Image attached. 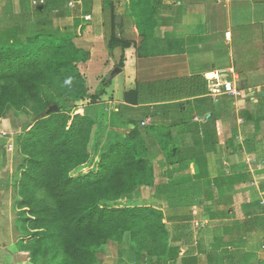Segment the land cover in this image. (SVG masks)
I'll list each match as a JSON object with an SVG mask.
<instances>
[{"label": "crops", "instance_id": "obj_1", "mask_svg": "<svg viewBox=\"0 0 264 264\" xmlns=\"http://www.w3.org/2000/svg\"><path fill=\"white\" fill-rule=\"evenodd\" d=\"M113 1L124 14L117 32L132 42L123 68L121 49L107 50L102 0H0V47L68 29L90 53L91 94L100 75L114 71L109 100L100 103L115 129L138 123L157 183L169 186L158 198L149 194L177 226V257L168 264H264V0H156L149 40L127 14L129 0ZM229 80L241 96L224 92ZM138 88L140 104L122 98Z\"/></svg>", "mask_w": 264, "mask_h": 264}, {"label": "trees", "instance_id": "obj_2", "mask_svg": "<svg viewBox=\"0 0 264 264\" xmlns=\"http://www.w3.org/2000/svg\"><path fill=\"white\" fill-rule=\"evenodd\" d=\"M102 1L111 28L107 47L110 55L121 49L118 66L123 68L132 42L119 36L123 24L115 20L124 14L116 13L113 0ZM156 3L129 0L127 5L144 40L153 38L158 25ZM89 59L69 31L61 37L36 32L0 47V119L9 110L30 111L36 118L22 141L27 163L19 182V206L31 239L18 246L32 264H99L106 245L121 244L129 236V258L118 264L175 263L174 236L163 210L126 201L142 187L154 188L158 198L169 186L156 182L138 123L131 121L135 127L115 139L106 116L97 107L90 109L102 93L89 91L81 70ZM132 95L126 102L140 104V89ZM85 101L90 111L71 122L70 114ZM52 107L58 109L46 114Z\"/></svg>", "mask_w": 264, "mask_h": 264}, {"label": "rangeland", "instance_id": "obj_3", "mask_svg": "<svg viewBox=\"0 0 264 264\" xmlns=\"http://www.w3.org/2000/svg\"><path fill=\"white\" fill-rule=\"evenodd\" d=\"M45 1L46 0H44V2ZM69 6L73 7L70 4ZM68 12H69L68 9H64L63 10L64 16L69 17ZM88 19H90V17L86 18V20ZM94 27L96 28V26ZM98 28L96 29L98 30ZM108 28L110 31L111 28L109 25ZM66 30L72 34V31L68 29ZM254 34L256 37L258 36V33H254ZM108 37H110V35ZM78 43H80L81 45V42ZM108 53L110 55L109 50ZM111 55L114 54L112 53ZM88 63H86L83 66V72L85 73L87 80L89 75H92L90 71L91 68L88 65ZM113 72L114 71H112L111 73ZM111 73L106 75L104 78L101 77L100 75V77L98 78V83L95 86V92L93 94H97L99 92L102 93L100 98L101 102L103 101V99H105L106 101L109 100L108 99L109 91L107 90V87L111 84L113 80V78H111ZM214 77H215L214 75L209 76L210 79H213ZM104 83H106L107 85H104ZM90 85H92L91 81H90ZM132 93H134V90L125 91L122 98L125 100L132 99L133 96ZM48 97L49 96H46L45 98L49 99ZM89 104L90 101L79 103L78 108L70 114L72 118L71 122L74 120L76 116L78 115L84 116L86 112L90 111L89 108L87 109L88 107L87 105ZM95 108L98 109V111L101 112L104 116H106L107 123H110L111 121V116L109 115L110 113L106 111V108H104L103 104L99 103L97 105H94V107H91L90 109L93 110ZM67 111H68V107L64 108L63 112L66 113ZM110 112L112 113L115 111H110ZM139 117L140 116L135 117L134 120H137ZM35 119L36 118L34 114L30 113V111L18 112L14 110H9L4 116V118L0 119V252H1L0 263L1 264H32L29 260V256L27 255V253L21 252L20 247L18 246V243L21 240H24L25 242H29L31 239L29 237H26L28 234V230L26 229L27 227H24L25 215L22 214V210L20 209L19 206L22 200L19 193V182L21 179V175L24 172L23 165L27 163L26 156L22 153V141L24 136L30 131L31 123L32 124L35 123ZM119 120L123 121L122 119ZM129 124L130 122H128V125ZM115 127H116L115 123H113L111 127H109V130L111 129L112 132L116 134L113 136V138L117 139L118 133L120 135L119 137H124L126 135L127 131L125 125H118L117 129H115ZM148 188L149 187H146L144 190L143 188H140L132 196L127 197L126 201L133 203L135 205L150 206L151 204H149V200H150L149 194L150 191L153 192L152 189L154 188H149V189ZM167 226L171 234L174 235V230L171 229L170 227H177V226L175 225L172 226L167 225ZM194 227L200 228L198 221L196 222V225H194ZM129 251H130V239L129 236H126L124 242H122L121 244L109 243L104 247V249L99 253V264H118L122 258L128 260L129 258L128 255H130Z\"/></svg>", "mask_w": 264, "mask_h": 264}, {"label": "built area", "instance_id": "obj_4", "mask_svg": "<svg viewBox=\"0 0 264 264\" xmlns=\"http://www.w3.org/2000/svg\"><path fill=\"white\" fill-rule=\"evenodd\" d=\"M44 1V0H43ZM42 0H35L34 4L36 5H40L42 2ZM230 73L234 74V70L231 69ZM219 78H217L218 80ZM217 86V85H216ZM224 88V92L236 97H239L242 95V92L240 90V88H238L235 84V82L233 80H229L227 82H225L222 86ZM215 93L216 92H220V89L217 88L215 90H213ZM151 122V119H147L145 122L142 123L143 126L148 125ZM198 228V227H197Z\"/></svg>", "mask_w": 264, "mask_h": 264}, {"label": "water", "instance_id": "obj_5", "mask_svg": "<svg viewBox=\"0 0 264 264\" xmlns=\"http://www.w3.org/2000/svg\"><path fill=\"white\" fill-rule=\"evenodd\" d=\"M115 22H116L117 25H120V24L122 23V18H120V17L116 18V21H115ZM57 109H58L57 107L49 108V109L46 111V114H50V113L56 111Z\"/></svg>", "mask_w": 264, "mask_h": 264}, {"label": "bare ground", "instance_id": "obj_6", "mask_svg": "<svg viewBox=\"0 0 264 264\" xmlns=\"http://www.w3.org/2000/svg\"><path fill=\"white\" fill-rule=\"evenodd\" d=\"M173 113V112H172Z\"/></svg>", "mask_w": 264, "mask_h": 264}]
</instances>
